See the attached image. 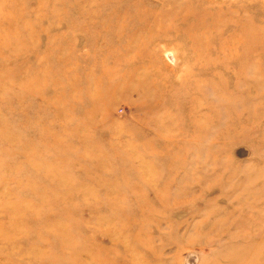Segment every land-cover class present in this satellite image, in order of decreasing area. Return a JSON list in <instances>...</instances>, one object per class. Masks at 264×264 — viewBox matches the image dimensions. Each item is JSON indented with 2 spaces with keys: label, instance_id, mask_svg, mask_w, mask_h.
I'll list each match as a JSON object with an SVG mask.
<instances>
[{
  "label": "rangeland",
  "instance_id": "1",
  "mask_svg": "<svg viewBox=\"0 0 264 264\" xmlns=\"http://www.w3.org/2000/svg\"><path fill=\"white\" fill-rule=\"evenodd\" d=\"M263 32L264 0H0V264L251 251Z\"/></svg>",
  "mask_w": 264,
  "mask_h": 264
},
{
  "label": "bare ground",
  "instance_id": "2",
  "mask_svg": "<svg viewBox=\"0 0 264 264\" xmlns=\"http://www.w3.org/2000/svg\"><path fill=\"white\" fill-rule=\"evenodd\" d=\"M201 15V14H200ZM241 29V28H240ZM242 31V30H241ZM245 31V30H244ZM258 31V30H257ZM256 32V31H255ZM254 32V33H255ZM259 32V31H258ZM249 33V32H248ZM260 33V32H259ZM264 33V32H263ZM258 34V33H257ZM262 34V33H261ZM248 36H249V34H247ZM252 35H254V34H252ZM247 36V37H248ZM257 36V35H256ZM245 37H246V35H245ZM253 37V36H252ZM243 38V37H242ZM263 38V37H262ZM261 37H260V39H258V40H260V43H261V41L262 42H264V40L262 39ZM249 39V38H248ZM253 39H254V37H253ZM252 39V40H253ZM163 40H165V38L163 39ZM240 41V40H239ZM250 41V40H249ZM254 41V40H253ZM258 42V41H257ZM247 43H249V42H247ZM255 44V43H254ZM253 45V44H252ZM258 45V44H257ZM261 45V44H260ZM248 46V45H247ZM255 45H253V47H254ZM250 47H251V45H250ZM256 47V46H255ZM247 49H248V47H247ZM246 50V49H245ZM251 50V49H250ZM239 59V58H238ZM236 60V59H235ZM245 66V65H244ZM247 66V65H246ZM214 67H216V66H214ZM241 68V67H240ZM245 68V67H244ZM247 69V68H246ZM239 70V69H238ZM240 71V70H239ZM239 71H238V74H239ZM243 71V70H242ZM241 75V74H240ZM237 81V80H236ZM241 84V83H240ZM255 84V83H254ZM242 85H243V83H242ZM261 85V84H260ZM242 91V90H241ZM227 95H228V93H227ZM226 95V96H227ZM230 95V94H229ZM243 96V95H242ZM232 98V97H231ZM231 98H228L229 100L231 99ZM240 98V97H239ZM234 99V98H233ZM232 99V100H233ZM231 100V101H232ZM242 101H243V98H242ZM259 233H261V232H259ZM260 236V235H259ZM251 239V238H250ZM259 239V238H258ZM249 240V239H248ZM249 246V245H248ZM235 248V247H234ZM251 248V247H250ZM228 249V248H227ZM237 249V251L236 252H234V251H229V252H232L231 254L229 253V255H226V264H242L243 262H242V260H241V255H242V252H243V256H244V254H247V261H249L248 262V264H251V260H255V262L253 263V264H261V262H260V259L262 258V256L264 255V238H261V240L253 247V249L250 251L249 250V248L247 249V246H245V247H241V246H239V247H237L236 248ZM249 250V251H248ZM246 257V256H245ZM244 257V258H245ZM220 260V259H219ZM245 261H246V259H245ZM244 264V263H243Z\"/></svg>",
  "mask_w": 264,
  "mask_h": 264
}]
</instances>
